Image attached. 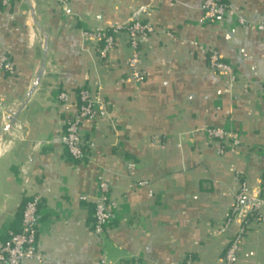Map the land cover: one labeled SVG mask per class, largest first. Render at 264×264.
Here are the masks:
<instances>
[{
  "label": "crops",
  "instance_id": "0c3cea01",
  "mask_svg": "<svg viewBox=\"0 0 264 264\" xmlns=\"http://www.w3.org/2000/svg\"><path fill=\"white\" fill-rule=\"evenodd\" d=\"M203 20L201 0H25L0 6V244L40 199L37 250L22 264H216L240 224V177L264 198V0H223ZM140 18L142 82L130 80L123 34L109 58L97 32ZM217 50L232 71H214ZM91 87L111 117L86 120L82 160L61 143L78 90ZM66 92L68 100L59 98ZM207 128L240 144L220 153ZM230 142V141H228ZM130 164L133 166L130 167ZM99 177L112 218L93 229ZM247 224L238 264H264V203Z\"/></svg>",
  "mask_w": 264,
  "mask_h": 264
},
{
  "label": "built area",
  "instance_id": "2783aa9c",
  "mask_svg": "<svg viewBox=\"0 0 264 264\" xmlns=\"http://www.w3.org/2000/svg\"><path fill=\"white\" fill-rule=\"evenodd\" d=\"M14 1L24 2L25 0H0V6H8ZM144 10H146L145 7L135 10L129 22L97 32L100 42L97 49L100 57L104 59L109 58L123 34L127 36V43L133 49V54L128 62L131 71L128 78L137 83L142 82L146 77L145 71L139 66L142 57L141 40L153 32V27L139 17ZM201 10L204 21L215 23L227 14L229 8L223 0H201ZM209 64L214 71H232L231 65L222 60L217 50L210 51ZM0 69L9 74L15 73V69L6 55L1 56ZM59 98L67 101L68 95L66 92H62ZM110 117L109 107L100 93H94L91 87L80 89L77 93L75 111L65 122L61 143L75 159L82 160L89 151V141L85 140L81 134L82 123L86 120L110 119ZM205 131L210 139L218 140L220 153H223L228 146L236 147L240 144L239 139L231 131L222 128H207ZM131 166L133 164H130ZM99 188L100 196L95 202L93 229L97 234H103L112 218V207L108 200V184L102 177H99ZM248 191V181L241 176L240 187L234 198L232 214L227 221L218 226V230L226 231L234 218H237L240 226L229 238L225 252L216 264H238L247 224L251 218L259 219L260 217L259 211L264 203V198H254L249 195ZM39 207L40 199L37 197L26 202L20 231H9L7 239L0 244V264H22L23 260L28 258H41L36 245L39 231ZM99 264L105 263L102 260Z\"/></svg>",
  "mask_w": 264,
  "mask_h": 264
},
{
  "label": "trees",
  "instance_id": "16d2710c",
  "mask_svg": "<svg viewBox=\"0 0 264 264\" xmlns=\"http://www.w3.org/2000/svg\"><path fill=\"white\" fill-rule=\"evenodd\" d=\"M78 92H79V90H78ZM78 92H77V93H78ZM19 231H20V230H19ZM14 232H18V230H17V231H14Z\"/></svg>",
  "mask_w": 264,
  "mask_h": 264
}]
</instances>
